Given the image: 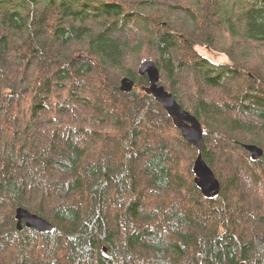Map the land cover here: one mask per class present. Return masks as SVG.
<instances>
[{"label": "trees", "instance_id": "obj_1", "mask_svg": "<svg viewBox=\"0 0 264 264\" xmlns=\"http://www.w3.org/2000/svg\"><path fill=\"white\" fill-rule=\"evenodd\" d=\"M146 60L200 120L216 196ZM243 144L264 150V0H0V264H264ZM20 206L54 228L19 229Z\"/></svg>", "mask_w": 264, "mask_h": 264}, {"label": "water", "instance_id": "obj_2", "mask_svg": "<svg viewBox=\"0 0 264 264\" xmlns=\"http://www.w3.org/2000/svg\"><path fill=\"white\" fill-rule=\"evenodd\" d=\"M139 74L146 75L149 85L146 89L147 93L155 97V99L173 118L176 127L181 131L182 136L194 147L200 150L193 167L195 174V184L200 188L202 193L207 197L216 196L221 188V182L211 166L204 159L201 148L203 141V128L198 117L186 110L177 101L175 95L167 90L161 83V72L153 60H146L139 67ZM135 80L126 76L121 81V88L124 91H132ZM243 147L250 152L252 159L257 160L264 154L262 147L256 144H243ZM15 217L17 226L22 229L23 224L27 228H33L40 232L52 230L54 225L44 217L31 212L25 207H17ZM107 251V248H104ZM236 264H245L244 262Z\"/></svg>", "mask_w": 264, "mask_h": 264}, {"label": "rangeland", "instance_id": "obj_3", "mask_svg": "<svg viewBox=\"0 0 264 264\" xmlns=\"http://www.w3.org/2000/svg\"><path fill=\"white\" fill-rule=\"evenodd\" d=\"M198 49H199V52L201 54L208 57L209 59L216 60L218 62H227L229 60V58L226 54L216 52L212 49H209L206 46H199ZM146 86H148V85H146ZM146 86H145V89H146Z\"/></svg>", "mask_w": 264, "mask_h": 264}, {"label": "bare ground", "instance_id": "obj_4", "mask_svg": "<svg viewBox=\"0 0 264 264\" xmlns=\"http://www.w3.org/2000/svg\"><path fill=\"white\" fill-rule=\"evenodd\" d=\"M123 79V78H122Z\"/></svg>", "mask_w": 264, "mask_h": 264}]
</instances>
